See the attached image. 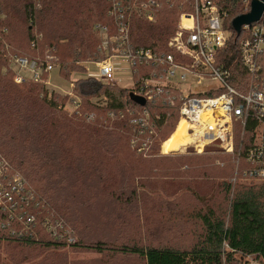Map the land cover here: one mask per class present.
<instances>
[{
  "label": "trees",
  "instance_id": "obj_1",
  "mask_svg": "<svg viewBox=\"0 0 264 264\" xmlns=\"http://www.w3.org/2000/svg\"><path fill=\"white\" fill-rule=\"evenodd\" d=\"M161 1L152 20H148L139 8L131 7L128 15L129 42L135 47L175 54L167 46L168 40L177 29L179 15L192 12L193 5L191 0ZM215 1L227 13L226 29L229 32L227 45L218 51L217 59L220 65L231 69L232 82L240 88L247 75L238 61V41L242 33H235L231 21L247 12L248 4L243 0ZM17 6L20 7L17 12L25 15L31 27L38 26L37 32L42 40L44 31L52 35L48 43L49 52L57 55L65 72L63 75L69 77L74 69H81L83 65L79 61H97L107 55L100 47L105 31L95 26L106 27L108 37L114 33L109 0H0L2 14H10V9ZM260 23H264V16ZM3 30L4 27L0 33ZM28 33L29 40L38 46L42 40L39 41L37 33ZM3 41L5 39L0 40V45L7 46L8 43ZM61 45H67L65 52H61ZM14 56L17 55L7 58L9 65ZM27 58L36 62L37 81L31 77H26L21 83L10 81L15 71L10 66L4 73L0 72V131L7 130L6 135L11 134L0 140V195L11 197L10 209L15 210L9 218L0 210V241L16 244L21 249L30 245L41 248L67 245L96 253L117 252L143 259L145 264H247L246 258L251 256L254 262L264 264V182L236 188L226 183L225 193L229 195L227 210L219 213L209 207L198 214L201 232L195 244L188 249L138 243L112 246L104 240L86 243L82 238L68 243L66 232L72 233L70 222L74 221L69 218V208L65 210L66 202L61 203L58 197H54L52 183L66 182L70 171L74 175H95L101 164L108 162L112 149L117 153L120 151L122 138L128 139V146L139 157L136 152L143 143L137 144L132 139L152 136L156 131L160 133L171 121H177L181 96L173 87L153 89V97L139 105L129 97L138 85L110 86L94 77H83L74 81L76 109L68 113L64 106L71 98L46 88L45 56ZM262 60L264 64V58ZM134 68L135 82L160 69L146 63L136 64ZM91 113L93 118H89ZM23 131L25 136H19ZM250 133V128L243 130L235 123V147L228 154L235 157L239 167L245 166L242 153L248 145ZM107 136L113 141L110 150L106 146L111 145L106 140ZM10 142L14 152L10 151ZM18 144L21 146L19 153ZM6 161L11 164L12 173L2 175ZM16 178L24 187L11 191ZM55 224H59V228L53 229ZM41 228L51 237L38 236Z\"/></svg>",
  "mask_w": 264,
  "mask_h": 264
},
{
  "label": "rangeland",
  "instance_id": "obj_2",
  "mask_svg": "<svg viewBox=\"0 0 264 264\" xmlns=\"http://www.w3.org/2000/svg\"><path fill=\"white\" fill-rule=\"evenodd\" d=\"M19 8L17 6L10 9L7 16L0 12V30L4 27L0 40L5 39L8 43L7 46L0 45V72L4 73L6 67H13L12 63L9 65V55L26 58L45 56L46 61L50 56V61L55 67L47 72L48 76L44 82L46 88L48 91L66 95L71 91L70 82L84 77V68L74 69L69 77L63 75L65 72L62 71L57 55L49 52L48 43L52 35L44 31L42 40L37 32L38 26L31 27L25 15L17 12ZM28 32L37 33L39 41L42 40L38 46H34L29 40ZM87 36L89 37L88 33ZM60 47L61 52L67 49V45ZM79 62L90 67L92 72L88 76H97L94 64H89L94 60L85 59ZM10 77V81L14 82L13 74ZM75 109L70 100H67L64 111L71 113ZM93 115L91 113L89 118H93ZM179 123L178 120L171 121L160 133L156 131L152 136L132 139L137 144L143 143L136 152L139 157L135 156L134 150L128 146V139L122 138L120 151L117 153L112 149L108 154V162L101 164L100 171L95 175H74L70 171L66 182L52 183L55 188L54 197H58L61 203L66 202L65 210L69 208V218L74 221H69L72 233L66 232L68 243L82 238L86 243L104 240L112 246L138 243L188 249L195 244L201 232L202 223L198 214L205 212L209 207L219 213L227 210L229 195L225 193L226 183H231L233 188L258 183L243 177L242 167L237 165L235 157L215 146H205L197 150L187 143L186 137L185 143L171 150L170 144L174 140ZM6 134L7 130L0 131V140H5L2 138L4 136H11ZM19 136H25L24 131L20 132ZM106 140L111 143L106 145L110 150L113 141L108 136ZM17 147L19 153L21 146L18 144ZM9 148L11 152L15 151L12 142L9 143ZM124 164L128 166L125 167ZM11 168V164L6 161L2 175L12 173ZM23 187L22 183L19 190ZM11 202L9 198L0 195V210L8 214V218L13 216L15 211L10 209ZM58 225L55 224L53 229L59 228ZM49 229L50 227L47 228ZM38 236L45 239L51 237L42 228ZM251 259L254 258H246L247 264H258ZM0 264L145 263L143 259L117 252L96 253L67 245L59 248L30 245L21 249L16 244L0 241Z\"/></svg>",
  "mask_w": 264,
  "mask_h": 264
},
{
  "label": "built area",
  "instance_id": "obj_3",
  "mask_svg": "<svg viewBox=\"0 0 264 264\" xmlns=\"http://www.w3.org/2000/svg\"><path fill=\"white\" fill-rule=\"evenodd\" d=\"M243 1L248 4L249 10L251 0ZM162 2L109 0V15L113 19L115 31L108 37L106 27L95 26L105 31L100 47L107 55L89 63H93L96 68L97 76L94 78L110 86L138 85L133 93L144 97L146 101L153 97V89H177L181 96L177 106L178 123L183 121L187 143L197 150L212 145L232 153L235 147V123L243 130L250 128L253 134L250 133L248 145L242 153L245 166H240L241 172L246 179L264 182V23H260L264 12L259 21L243 25L238 34L242 33L238 41V61L247 75L240 88H237L232 82L231 69L220 65L217 59L218 51L227 45L229 32L226 29L227 13L220 9L215 0H191L193 11L179 15L177 29L167 43L175 54L130 44L128 15L131 7L139 8L148 20H152L154 10ZM50 59L49 56L44 63L45 72L55 67ZM12 63L15 83L23 82L26 77L34 81L39 79L34 60L14 56ZM140 63L160 69L135 82L134 67ZM83 67L84 78L90 77V67L86 64ZM70 88L71 91L66 95L71 98L74 107V82H70ZM13 182L11 191H18L22 181L16 178ZM7 198L11 200V197Z\"/></svg>",
  "mask_w": 264,
  "mask_h": 264
},
{
  "label": "water",
  "instance_id": "obj_4",
  "mask_svg": "<svg viewBox=\"0 0 264 264\" xmlns=\"http://www.w3.org/2000/svg\"><path fill=\"white\" fill-rule=\"evenodd\" d=\"M263 12L264 0H251L249 10L243 14L234 17L231 21V26L235 33L239 34L243 25H250L254 22L259 21ZM129 97L133 102L139 105H144L146 102L144 97L134 94L133 92L129 93Z\"/></svg>",
  "mask_w": 264,
  "mask_h": 264
},
{
  "label": "bare ground",
  "instance_id": "obj_5",
  "mask_svg": "<svg viewBox=\"0 0 264 264\" xmlns=\"http://www.w3.org/2000/svg\"><path fill=\"white\" fill-rule=\"evenodd\" d=\"M185 124L183 123V121H181L176 129V133H175V137L173 142L170 144V148L171 150H174L175 148H177L180 144L185 143L186 142V134H185Z\"/></svg>",
  "mask_w": 264,
  "mask_h": 264
}]
</instances>
